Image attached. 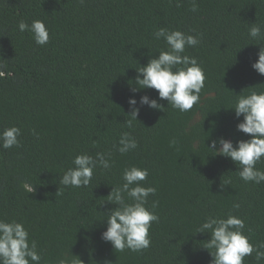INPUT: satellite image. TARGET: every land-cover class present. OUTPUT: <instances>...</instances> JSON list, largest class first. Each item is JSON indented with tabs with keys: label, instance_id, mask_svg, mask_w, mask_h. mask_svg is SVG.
<instances>
[{
	"label": "trees",
	"instance_id": "16d2710c",
	"mask_svg": "<svg viewBox=\"0 0 264 264\" xmlns=\"http://www.w3.org/2000/svg\"><path fill=\"white\" fill-rule=\"evenodd\" d=\"M195 4L196 11L193 0H0V131L21 129L19 147H0V219L24 224L40 264L69 252L84 264H211L212 250L203 247L210 235L196 233L208 216H238L250 241L264 242V182H244L230 158L208 148L221 136L234 145L249 139L236 129L243 116L227 108L243 90H264V75L252 68L264 40L248 34L252 23L264 31V0ZM36 19L50 32L44 46L18 28ZM160 27L201 36L184 53L206 75L200 102L188 112L135 83V69L167 47L153 36ZM143 95L164 109L140 106ZM129 98L140 107L137 120L128 116ZM123 132L138 147L121 155L113 146ZM109 151L112 167L96 168L87 187L59 184L77 155ZM131 166L148 169L142 183L157 189L147 206L157 202L159 221L149 248L121 252L101 235L105 213L116 207L107 196ZM256 167L264 170V158ZM254 257L244 264H257Z\"/></svg>",
	"mask_w": 264,
	"mask_h": 264
},
{
	"label": "clouds",
	"instance_id": "9594fccd",
	"mask_svg": "<svg viewBox=\"0 0 264 264\" xmlns=\"http://www.w3.org/2000/svg\"><path fill=\"white\" fill-rule=\"evenodd\" d=\"M80 3H84V0H80ZM192 10H197L195 0ZM18 28L21 32H31L37 45L44 46L49 43L50 32L43 20H33L31 25L20 21ZM248 34L253 40H264V31L259 24L252 23ZM153 36L156 40L163 39L167 47L159 51L155 57L149 54L148 63L135 69L138 73L135 83L138 89L156 90L158 98L166 100L173 109L188 112L200 102L206 75L197 59L184 53L186 47L197 46L201 42V36L164 27L156 30ZM257 55L258 60L252 64V68L260 75H264V47L260 48ZM248 89L252 90L249 92L243 90L237 95L234 106L227 109L234 110L237 119L243 116L236 129L248 135L249 139L238 140L234 145L232 140L221 136L212 140L208 148L216 155L230 158L238 166L239 177L244 182L260 184L264 182V170L257 168L256 165L264 158V90L257 91L256 87ZM209 98L215 99L214 94L210 93ZM128 104L131 108L128 116L137 120L140 111L137 100L129 98ZM139 105H147L157 110L164 109L157 99L147 95L140 97ZM133 119L126 122L127 127L133 126ZM20 136L19 127L4 128L0 131V147L3 149L19 147ZM174 144V140L170 142V146ZM113 147L124 155L136 149L138 142L129 132H123L118 144ZM111 157V151L97 152L95 156L87 153L77 155L72 162L74 166L63 173L59 184L74 188L87 187L96 168L108 170L112 167ZM148 175L147 168L131 166L124 169L122 177L124 183L119 187H112L107 196V202L116 207L105 213L107 228L102 232L101 238L105 242H110L116 251L123 252L127 249L140 252L151 245L149 231L152 224L159 221V216L155 212L157 202H153L151 208L147 206L148 198L154 196L157 191L153 186L143 185L142 182L147 180ZM225 185L226 183H221V190ZM28 190L32 192L33 188ZM239 207L238 203L233 204L234 209ZM245 227L244 220L232 214L226 218L208 216L199 225L196 233L210 235V239L205 241L203 247L212 250L211 264H244L245 258L253 253L257 264L264 260V242L253 244L250 237L245 235ZM41 259L37 241L31 239L29 230L22 222L0 219V264H40ZM55 264L84 262L69 252L62 254Z\"/></svg>",
	"mask_w": 264,
	"mask_h": 264
}]
</instances>
